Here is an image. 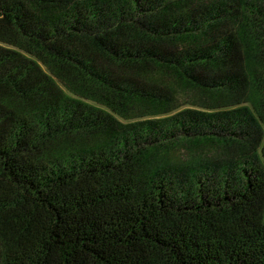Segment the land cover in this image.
Returning a JSON list of instances; mask_svg holds the SVG:
<instances>
[{
    "label": "trees",
    "instance_id": "trees-1",
    "mask_svg": "<svg viewBox=\"0 0 264 264\" xmlns=\"http://www.w3.org/2000/svg\"><path fill=\"white\" fill-rule=\"evenodd\" d=\"M0 264H264V0H0Z\"/></svg>",
    "mask_w": 264,
    "mask_h": 264
},
{
    "label": "rangeland",
    "instance_id": "rangeland-1",
    "mask_svg": "<svg viewBox=\"0 0 264 264\" xmlns=\"http://www.w3.org/2000/svg\"><path fill=\"white\" fill-rule=\"evenodd\" d=\"M182 153V151H180V154Z\"/></svg>",
    "mask_w": 264,
    "mask_h": 264
}]
</instances>
